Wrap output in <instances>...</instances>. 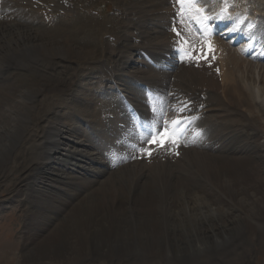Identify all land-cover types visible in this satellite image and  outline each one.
<instances>
[{
  "label": "bare ground",
  "instance_id": "obj_1",
  "mask_svg": "<svg viewBox=\"0 0 264 264\" xmlns=\"http://www.w3.org/2000/svg\"><path fill=\"white\" fill-rule=\"evenodd\" d=\"M24 1L7 0L4 11L9 9L12 19L0 21V178L18 167L11 197L31 208L22 264H99L101 257L127 247L136 259L123 264H154L156 256L200 250L203 239L231 244V234L239 236L243 225L264 232V127L254 121L256 110L264 115V61L245 57L226 42L220 44V74L158 71L143 57L135 59L144 50L161 63L178 44L170 29L175 16L170 0H111L115 19L105 20H96L91 11H104L109 0H39L64 27L53 32L35 24L46 21L33 3L26 10ZM253 2L263 13L262 3ZM106 20L113 29H102ZM104 30L115 41L101 38ZM99 43L106 49L99 50ZM105 51L120 57L124 67L100 61ZM88 65L99 68L90 73L98 86L80 83L71 94ZM137 81L156 88L172 84L182 98L205 100L204 127H194L177 142L178 157L109 167L104 153L123 159L127 155L121 150L131 155L141 145L139 133L126 145L114 141L132 131L116 93ZM109 82L113 92L95 90ZM143 114L153 126L149 111ZM23 187L31 194L29 202L19 200ZM6 201L0 200V207ZM144 237L150 251L138 245Z\"/></svg>",
  "mask_w": 264,
  "mask_h": 264
},
{
  "label": "rangeland",
  "instance_id": "obj_2",
  "mask_svg": "<svg viewBox=\"0 0 264 264\" xmlns=\"http://www.w3.org/2000/svg\"><path fill=\"white\" fill-rule=\"evenodd\" d=\"M259 1L260 3H264V0H259ZM113 4L115 6V3ZM108 12H109L108 14L113 13L111 9L108 10ZM113 16L115 17V15H110V16L104 15L103 17L102 16L96 17V20H101V19L105 20V17H107V19L109 18L115 19ZM150 16L153 17L154 15L151 14ZM105 22H104L105 25L102 27V29H113L112 22H109L108 24H107V20ZM136 32L138 35H140V30H137ZM105 33H106V30L102 31L103 35H101V38L104 39V37L108 34V33L107 34ZM110 35L112 36V34ZM140 40H144V39L142 38ZM118 46H121V45H118ZM97 48L99 50L106 49L102 47L101 43L98 44ZM111 54H112V57L116 55L115 53H111ZM111 54H109V52L107 54V52L105 51L104 55H102L101 53L98 56L100 58L99 60L105 61L106 65L107 64L110 65L116 62L115 63L116 65H111V68L113 67H116V69L123 68L124 64L123 62L119 60L120 57L117 58L115 56V59H116L115 61L108 60L110 59ZM87 67H89L88 71H86L87 69H85L84 67H82L81 69V71H86L85 72L86 77H91L92 76L91 74L94 73L93 70L99 69V68H94L93 65H88ZM135 67L138 68L137 65ZM139 67L142 68L141 65ZM93 79H97V77H94V78L91 77V82H90L91 85H93V82H97V81H94ZM85 80H86L85 78H83L80 81L75 80L70 88L71 94L72 93L76 94L77 91L82 88L79 83L85 84ZM128 80H131V78H128ZM98 83L99 82L95 84L97 85ZM132 86L135 88V86L137 85L135 83ZM127 87L132 89L133 91L132 95L136 94L135 98L138 99L139 98L138 91L136 89H133V87H130L129 85H127ZM112 96H115V95H112ZM70 100L71 99H69L68 103H70ZM66 101L67 100H65L64 102ZM110 101H111V104L112 102L114 103V106L118 104L116 101L115 102L113 101L112 97ZM71 112H74V111H71ZM256 112H257V115L254 117V121L261 122L262 127H264V115L258 110H256ZM73 118L74 119L72 120V122H74L75 127L78 128L76 124V119H79V118L77 116H74ZM78 124L80 127H85V122L82 121V119L78 121ZM115 155L117 156V154ZM19 175H20V171L17 167L16 173L11 174L9 178L7 177L8 179L5 176H2L0 178V200H7L6 202H8L5 206L0 207V264H22L23 263L22 258L20 257V254L22 251V245H23V234H24L23 230L27 223L26 220H27V216L29 215L28 211H30L31 208L29 204L24 205L20 201L15 200L13 197H11L13 195V192H12L13 182L15 179H17ZM29 195H31L29 190H27L26 187H23L20 193L19 200L21 201L24 200V202L27 200H30ZM261 218H262V222H264V213L262 214ZM244 226L245 225L241 227L239 236H235V235L232 236L233 234H231V238H232L231 244L221 243L218 245H214V243L210 239H203V240H200V242L202 243L200 250L195 247V248H192V251L190 253L183 252L178 255H172L167 259L156 256L154 264H264V232L263 231L262 232H259V231L250 232V230L246 229ZM164 234L166 233H162V235ZM163 238L165 239V237ZM141 240L142 242L138 245L141 246V248L144 251H150L148 248V240L146 239V237H144ZM164 242H167V241H164ZM179 248H180V251H182V246H179ZM128 250L129 248L127 247L123 251L121 250L118 252L112 251L111 252L112 257H110L109 255L103 256L100 258L98 263L99 264H123L131 259L135 260L136 258L131 254V251L128 252ZM146 259L149 260L150 262H153L154 256L152 254H148L146 256ZM80 261L78 262L76 260L74 264H80ZM87 263L89 264L90 260L87 261Z\"/></svg>",
  "mask_w": 264,
  "mask_h": 264
},
{
  "label": "snow or ice",
  "instance_id": "obj_3",
  "mask_svg": "<svg viewBox=\"0 0 264 264\" xmlns=\"http://www.w3.org/2000/svg\"><path fill=\"white\" fill-rule=\"evenodd\" d=\"M177 3L181 5L190 4V5H196L198 0H176ZM195 11L198 13H201L202 15L200 17H197V22L202 26V31H212L213 34H220L216 33L214 30V23L217 20L225 19V17L217 16V17H210L207 15H203L205 12L204 9L196 7ZM175 30V29H174ZM232 29H229L231 31ZM207 52L210 54L213 52V47L210 42H207ZM202 57L204 60H207L208 56L207 54H203L204 50L201 49ZM181 120L177 119L173 121V124H180ZM169 141L172 143H176L175 137L173 134L168 130L167 127L162 126L159 133L153 132L151 135V138L148 141V144L150 145H159L161 148H163ZM152 152L148 151V155H151Z\"/></svg>",
  "mask_w": 264,
  "mask_h": 264
}]
</instances>
